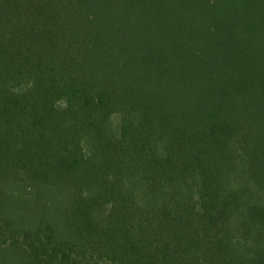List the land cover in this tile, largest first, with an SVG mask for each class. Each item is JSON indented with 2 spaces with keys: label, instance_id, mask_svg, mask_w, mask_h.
I'll return each instance as SVG.
<instances>
[{
  "label": "trees",
  "instance_id": "trees-1",
  "mask_svg": "<svg viewBox=\"0 0 264 264\" xmlns=\"http://www.w3.org/2000/svg\"><path fill=\"white\" fill-rule=\"evenodd\" d=\"M0 264H264V0H0Z\"/></svg>",
  "mask_w": 264,
  "mask_h": 264
}]
</instances>
